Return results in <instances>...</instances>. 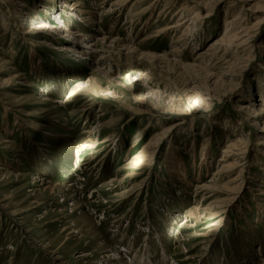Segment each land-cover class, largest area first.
Wrapping results in <instances>:
<instances>
[{
	"label": "rangeland",
	"instance_id": "obj_1",
	"mask_svg": "<svg viewBox=\"0 0 264 264\" xmlns=\"http://www.w3.org/2000/svg\"><path fill=\"white\" fill-rule=\"evenodd\" d=\"M64 1L0 0V264H264V0Z\"/></svg>",
	"mask_w": 264,
	"mask_h": 264
},
{
	"label": "bare ground",
	"instance_id": "obj_2",
	"mask_svg": "<svg viewBox=\"0 0 264 264\" xmlns=\"http://www.w3.org/2000/svg\"><path fill=\"white\" fill-rule=\"evenodd\" d=\"M5 1H8V0H5ZM118 1V0H117ZM128 1H130V0H119L118 1V3H120L122 6L126 3V2H128ZM133 1V0H132ZM138 1V0H137ZM249 1V0H248ZM130 3V2H129ZM63 4H67L68 6L70 5V6H72L73 8H71L70 10H72V11H75L76 9V13H78V15H79V17L81 18L80 19V21H84L85 23H93L95 20H94V18L92 17V16H90L91 15V13H89V12H86V11H84L82 8H80V5L79 4H73V5H71L70 4V1L69 0H65L64 1V3ZM133 5V4H132ZM22 6V5H21ZM152 6L150 5V7L149 8H151ZM264 7V6H263ZM263 7H261V8H263ZM66 8V7H65ZM78 8H80V9H78ZM253 8H256L255 7V5L254 6H250L249 8H244L243 10H246V11H250V10H254ZM135 9V8H134ZM129 10H131V9H129ZM144 11V10H143ZM181 12H183V14L185 13H187V12H189V11H184L183 9L182 10H180ZM244 12V11H243ZM140 13V12H139ZM196 14V13H195ZM132 15V14H131ZM130 15V16H131ZM89 16V17H88ZM134 16V15H133ZM132 16V17H133ZM136 17V16H135ZM182 17V16H181ZM246 17V15L245 14H238V15H236V16H233L232 17V19H231V21L229 22V25L227 26V29H226V33H225V35L227 34V31L228 30H231V32H234V31H236L238 28H240V27H242V25H243V21H244V18ZM85 19H87V20H85ZM132 20V19H131ZM182 20V19H181ZM185 22V21H184ZM181 24V23H180ZM180 24H177V25H172V26H170V25H168V26H166L164 29H162L159 33L160 34H168L169 32H170V30H172V31H174L178 26H180ZM182 27V26H181ZM37 30V29H36ZM180 30V29H179ZM67 32V34L69 35V37H71V36H74L75 37V40H79V42L81 43V44H83V42H85V43H89V42H92L93 40H91V39H89V38H87V37H85V36H83V35H81V34H79V35H77V33L75 34L74 32H72V31H70V30H67L66 31ZM184 33H185V31H184ZM241 33H244L242 36H240L241 35ZM26 35H30V34H32V32H28V33H25ZM249 34H250V31L247 29V28H245V29H243L240 33H235L230 39L232 40V41H236L237 42V44L235 45V49H236V51L237 52H234V54H236L237 56H240V54L242 55V52L244 51V49L243 48H245V45L247 44V42L249 41ZM67 35V36H68ZM228 38V37H227ZM229 39V38H228ZM87 41V42H86ZM89 45V44H88ZM92 46H94V45H92ZM61 51L60 52H71V51H69L68 50V47H66V46H63V47H61ZM131 50V49H130ZM209 51L211 52V56L209 55V54H207V53H204V55H200V56H203L204 58H205V60H207L206 62H209V65H212L213 63H215L213 66H212V68L214 67H216L218 64H225V65H229V64H231V62H232V59H231V51H229V49H227V48H223V45H221L219 42L218 43H216V46L215 47H211L210 49H209ZM201 54V53H200ZM202 57V58H203ZM200 58V57H199ZM239 58H242L241 56L239 57ZM238 58V59H239ZM212 62V63H211ZM220 62V63H219ZM261 116H264V106L263 107H261V112L258 114V115H256L254 118H256V119H258V120H260V118H261ZM152 141H154V140H152ZM238 143H240V142H238ZM228 148H232V149H234L235 150V153H232L231 151L229 152V154H228V156H226V158H231V157H240V155H241V153H243L242 152V149H243V147H242V149H241V146L240 145H237V144H234V143H231V144H229V147ZM204 151H207L206 149L204 150ZM226 152V151H225ZM224 152V153H225ZM228 152V151H227ZM204 157H202V163L203 164H205V161H206V156H207V152H204ZM180 167V166H179ZM182 168H180L179 170H181ZM178 170V171H179ZM180 172V171H179ZM177 178H178V176H177ZM179 179V181L180 182H186V180H185V178L184 177H179L178 178ZM47 186V185H46ZM76 185H74V184H71L70 185V188L72 189V187H75ZM52 187L53 186H51V185H48L47 186V188H46V190H49L51 193H53V191H54V189L52 190ZM200 189H202V190H208L207 189V187H201ZM68 192H70L69 190H68ZM79 207H80V205H79V203H75L74 205H72V209H75V211H77L78 209H79ZM263 209V208H262ZM115 256V255H114ZM108 260H112V259H108ZM113 260H115V259H113ZM116 264H122L120 261L119 262H117Z\"/></svg>",
	"mask_w": 264,
	"mask_h": 264
}]
</instances>
